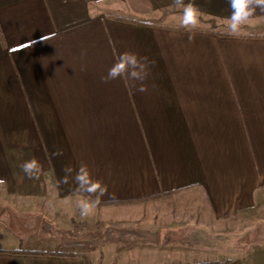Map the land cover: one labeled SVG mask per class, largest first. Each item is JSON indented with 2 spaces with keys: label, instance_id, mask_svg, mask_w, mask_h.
<instances>
[{
  "label": "crops",
  "instance_id": "0c3cea01",
  "mask_svg": "<svg viewBox=\"0 0 264 264\" xmlns=\"http://www.w3.org/2000/svg\"><path fill=\"white\" fill-rule=\"evenodd\" d=\"M192 2L184 28L173 0H0V264H104L100 232L134 247L105 264H264V236L220 233L264 205V11L231 36L228 0ZM126 51L145 79L102 81ZM81 164L105 189L83 217Z\"/></svg>",
  "mask_w": 264,
  "mask_h": 264
},
{
  "label": "clouds",
  "instance_id": "9594fccd",
  "mask_svg": "<svg viewBox=\"0 0 264 264\" xmlns=\"http://www.w3.org/2000/svg\"><path fill=\"white\" fill-rule=\"evenodd\" d=\"M231 9L230 15L226 18L227 34L231 36L248 35L243 29V25L249 22L250 17L253 15L255 8L252 6V0H228ZM173 6L180 8L179 12V25L184 28L195 27L199 22L201 15L199 7L188 0L184 3L183 0H173ZM255 6L264 11V0H255ZM176 15L168 19H175ZM191 39V37H189ZM146 58L138 57L133 52H122L115 58L114 62L107 69L104 76L101 77L102 81H110L116 79L127 78L129 81H143L146 76L147 65ZM137 91H145V87L141 83ZM59 154V153H54ZM22 172L28 178H34L39 171V164L35 158L26 160L21 165ZM65 175L62 177L63 182L67 183L69 177L75 184V191L91 194H96L90 199H81L77 202L80 215H90L96 206L100 203V196L104 193V188L99 181L93 180L86 164H81L75 172L70 166H65L63 169Z\"/></svg>",
  "mask_w": 264,
  "mask_h": 264
},
{
  "label": "rangeland",
  "instance_id": "374dc122",
  "mask_svg": "<svg viewBox=\"0 0 264 264\" xmlns=\"http://www.w3.org/2000/svg\"><path fill=\"white\" fill-rule=\"evenodd\" d=\"M246 31V30H245ZM249 32L252 33H256V34H260L264 32V29L262 28H252L250 29ZM197 225V224H196ZM203 227V226H202ZM205 230V227H203L201 230ZM221 230L223 231H227L226 233H228L229 237H232V235H237L238 236H242L244 235L245 240H249L250 238L248 236H246L247 234H254L253 238H256L257 235H259L260 237L264 236V205H262L260 208H258L257 210L253 211L252 213H250L247 216H244V218L242 219H237L235 222H231L230 224H228L222 229H220V233ZM219 234V231L217 230V232ZM106 232H100L94 235L89 234L90 236L88 237H93L92 239H87L88 242H85V252L88 255H92L90 252L93 250L94 255H95V259L96 258H102V256H104L105 258V263H107L108 261V257L106 256V254L108 253H112V248L118 247L121 250L125 249V246L128 248H131L130 246L133 245V242L130 243L126 242L124 240H120V242L118 243V241H111L108 240L106 237ZM59 236H65L66 233L65 232H58ZM95 236V237H94ZM44 240H40V243H43ZM251 242V241H250ZM38 243L36 244V247H41L42 245ZM230 243V241H229ZM136 244H139L136 242ZM254 245H257L259 247H264V239H261L259 242H253L252 247ZM45 246V245H44ZM132 248H134L132 246ZM85 254V255H86Z\"/></svg>",
  "mask_w": 264,
  "mask_h": 264
},
{
  "label": "trees",
  "instance_id": "16d2710c",
  "mask_svg": "<svg viewBox=\"0 0 264 264\" xmlns=\"http://www.w3.org/2000/svg\"><path fill=\"white\" fill-rule=\"evenodd\" d=\"M136 23H141V24H146V23H143V22H139V21H134ZM13 253H16V254H42V255H47L48 253H45V252H39V251H21V250H17V251H13ZM52 255H59L57 253H50ZM86 263L87 264H91L88 259L86 260ZM198 264H207V263H198Z\"/></svg>",
  "mask_w": 264,
  "mask_h": 264
}]
</instances>
